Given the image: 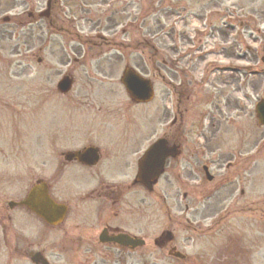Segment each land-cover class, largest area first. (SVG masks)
I'll use <instances>...</instances> for the list:
<instances>
[{"label":"rangeland","instance_id":"374dc122","mask_svg":"<svg viewBox=\"0 0 264 264\" xmlns=\"http://www.w3.org/2000/svg\"><path fill=\"white\" fill-rule=\"evenodd\" d=\"M45 2L0 0V205L6 216L0 223V264H31V248L22 236L33 235V241L38 242L48 232L40 218L23 207L9 208L8 201L22 199L38 178H49L52 185L62 182L63 170L55 166V152L93 140L100 147H112V151L124 155L126 150L114 142L120 140L118 137H129L130 142H137L135 149L140 150L135 155L126 154L105 175L109 181H132L136 157L142 149L161 134L170 137L181 125L161 128L169 116L164 111L168 100L165 87L180 81L182 100L188 108L181 112L180 121L185 120L186 111L191 119L181 131L183 134L191 130L200 109L211 107L202 103L205 94H216L214 111L204 131L208 159L215 162L209 170L212 182L202 171L203 159L196 162L189 143L181 159L183 176L194 178L200 185L192 184L188 189L180 186L172 173L173 161L152 191H142L141 186L134 185L126 195L133 204L130 216L142 218L147 240L141 253L127 256L128 262L264 264V216L259 214L264 207V127L258 125L254 114V94L257 99L264 94V75L251 77L252 93L250 78L247 83L242 79V98L232 74H212L210 82L202 80L203 84L200 77L211 59L203 51L219 41L230 45L236 42L243 65L247 61L264 65L259 61L264 54V0H59L53 16L54 22L59 19L58 25H49L48 19L37 12ZM227 15L236 16L234 31L229 29ZM211 25L213 29L216 26L215 32L207 29ZM204 29L207 33L200 35ZM237 29L242 35L238 41L230 33ZM79 38H91L93 43ZM195 55L197 60H192ZM38 57L41 61H37ZM175 58L181 69L190 66L192 71L185 74L178 68L174 70ZM126 65L153 81L156 99L146 104L129 99L120 83ZM65 73H71L75 82L68 93L60 94L56 83ZM245 91L251 96L245 97ZM229 116L234 120L229 121ZM48 153L53 163L47 174ZM248 155L258 157L250 176L248 172L240 176L239 167L222 169L224 160L240 157L239 166L249 162L245 158ZM235 172L243 181L241 186L244 184L242 196L235 182L220 193L204 197L224 174L233 177ZM75 177H80L78 182L73 181L70 191L62 193L72 206L87 188L85 176L80 173ZM56 187L53 196L58 199ZM184 189L187 194L182 198ZM185 203L191 206L188 214L184 212ZM169 229L174 242L165 248L156 247L154 238ZM49 235L56 233L49 231ZM172 244L187 255L185 261L168 255ZM25 249L28 253L23 255ZM59 252L52 257V263L72 264L66 250Z\"/></svg>","mask_w":264,"mask_h":264},{"label":"flooded vegetation","instance_id":"af4514ba","mask_svg":"<svg viewBox=\"0 0 264 264\" xmlns=\"http://www.w3.org/2000/svg\"><path fill=\"white\" fill-rule=\"evenodd\" d=\"M174 65L176 66V64ZM170 89L172 94V117H174L171 128L176 124H181L180 127L175 126L177 127L175 129L176 133L170 136V140L178 144L181 152L175 158L178 159L177 161L173 158L169 161H173L179 166L183 155V142L188 141L187 135L181 133V131L183 132V128L191 119L189 118V111H186V118L181 123V112L188 109L186 107L187 103L182 100L184 92L177 84H171ZM6 107L10 108L9 104H6ZM119 139L124 138L119 137ZM114 144L116 146L120 144L119 148L125 149L126 153L121 155L117 151H112V147H106L104 150L97 147L99 158L94 165H88L76 159L65 160L63 153H58L56 165L59 171L60 169L63 170L64 178L67 174H72L75 177L81 173V177L85 176L83 180L86 183L91 181L92 184L89 189L80 193L73 206L67 201H63L66 204V214L57 228H50L56 233L55 236H51L52 241L49 234H46L38 242L33 241L36 238L33 235L31 237L24 236L25 245L31 248L32 251H39L48 259L50 257L52 259L53 256L56 257L60 254V249H65L72 257L73 264H99L94 259L96 256L102 257L103 261H108L110 264H128L127 256L133 250L126 243V237L146 238V235L143 234L145 227L142 218L140 216L131 218L130 216V203L126 194L133 184L130 182L126 184L109 182L103 178L105 173H108L110 169H114L113 166H116L114 164L118 163L119 159L120 161L123 160L126 154L130 156V151L134 154L125 139L118 140ZM196 156L195 159L198 163L199 157L197 154ZM48 186L50 191L53 186L49 181ZM186 188L188 189V185ZM186 192V189L182 192L183 198L186 197ZM68 199H71V197ZM95 200H97L96 204L92 202ZM184 207L187 210L188 203H185ZM1 208L0 205V223L1 218L5 216ZM141 212L138 214L140 215ZM7 219L9 220V216ZM163 233L154 240V244L160 248L168 245L172 240V235L167 236L166 232ZM106 239L108 241H105ZM15 248L18 250L17 246ZM143 248H135L134 251ZM26 250H24L23 255L28 253ZM51 251L53 252L51 253ZM41 259H39V262H41ZM50 264L54 263L50 262Z\"/></svg>","mask_w":264,"mask_h":264},{"label":"water","instance_id":"95a60500","mask_svg":"<svg viewBox=\"0 0 264 264\" xmlns=\"http://www.w3.org/2000/svg\"><path fill=\"white\" fill-rule=\"evenodd\" d=\"M130 95L136 100H145L152 95L150 82L143 79L132 70L126 69L123 78ZM71 86V79L68 76L62 78L58 87L61 91H66ZM258 116L261 123H264V100L258 104ZM164 141H158L150 146L143 157L139 160V170L137 179L148 186L160 173L161 165L165 156L171 150L164 147ZM31 207L36 213L44 217L49 222H56L63 214L64 208L55 204L47 195L45 184L40 182L34 185L28 192L26 198L21 202Z\"/></svg>","mask_w":264,"mask_h":264}]
</instances>
